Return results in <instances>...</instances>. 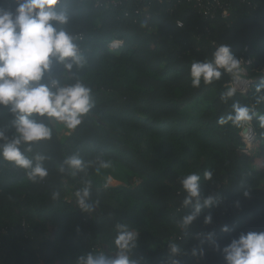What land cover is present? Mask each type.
<instances>
[{
  "label": "trees",
  "instance_id": "obj_1",
  "mask_svg": "<svg viewBox=\"0 0 264 264\" xmlns=\"http://www.w3.org/2000/svg\"><path fill=\"white\" fill-rule=\"evenodd\" d=\"M230 1L231 14L224 18L219 11L214 17L200 14L186 0H123L108 8L95 7L93 0H61L57 10L69 22L57 27L83 34L76 43L86 63L71 72L54 63L51 74L61 85L85 84L95 104L72 131L45 120L52 138L25 152L34 163L37 154L47 157L43 180L33 182L28 170L0 155V264H76L81 255L99 254L97 245L115 255L118 224L138 234L130 256L140 264H171L176 258L181 264H227L224 246L241 233L264 231V101L256 103L264 96V89L256 90L264 85V0ZM16 5L0 0L8 10ZM116 39L123 41L119 48L112 45ZM221 44L239 60L252 56L259 64L256 70L248 66V93L236 91L226 102L221 94L230 88L231 74L199 88L191 86L189 75L194 61L212 59ZM235 102L257 113L249 122L256 141L247 150L241 149L243 126L218 123ZM14 120L10 106L0 105V131L9 140L16 136ZM72 155L86 163L75 175L64 164ZM97 156L112 167L97 174L87 165ZM206 171L211 180L204 178ZM189 173L201 177V203L210 195L217 203L185 228L182 219L195 208V198L183 204L188 194L181 179ZM109 176L122 184L109 185ZM85 185L97 206L91 217L75 195ZM209 214L212 221L205 223ZM50 224L56 226L54 237L47 235ZM172 244L179 253H171Z\"/></svg>",
  "mask_w": 264,
  "mask_h": 264
},
{
  "label": "clouds",
  "instance_id": "obj_2",
  "mask_svg": "<svg viewBox=\"0 0 264 264\" xmlns=\"http://www.w3.org/2000/svg\"><path fill=\"white\" fill-rule=\"evenodd\" d=\"M60 3L61 0H17L14 11L0 7V105L10 106L15 117L16 132L15 138L9 140L5 132L0 131V140L8 141L0 145V155L28 170V177L33 182L48 176V169L43 166L47 157L37 154L34 163L25 155V152L32 150L33 143L52 138L53 129L45 120L55 121L72 131L83 122L95 104L92 90L85 84L78 80L75 84L61 85L59 78L51 74L54 63L63 64L66 72H71L74 67H83L86 63L76 43L79 37L64 27H57L69 22L68 15L57 10ZM240 71L239 58L229 45L221 44L215 49L212 59L196 60L191 64V86L199 88L202 83L208 85L219 80L224 72L238 76ZM262 89L264 85L257 86L256 90L260 92ZM235 93L236 88L230 87L221 94V99L226 102ZM262 101L264 96L257 97V104ZM232 110L226 116H221L218 123L224 125L231 122L234 126L242 127L257 115L253 108L239 102L232 104ZM259 120L260 126L264 127V115H259ZM22 145L26 146L23 151ZM64 164L74 170L73 175L83 171L86 166L78 155L67 157ZM87 165L94 166L96 173L100 174L102 169L112 167V162L97 156ZM204 178L211 180V172L206 171ZM107 180L110 181L111 177ZM200 180L198 173H189L181 179L182 187L188 194L183 201L184 206L192 204L195 198L194 211L182 219L185 228L193 223L203 208L217 203V198L212 195L201 203ZM75 195L82 211L93 210L89 202L90 187L77 190ZM244 195L247 197L250 194L245 191ZM58 196V192L53 193L54 198ZM211 221L209 214L205 217V223ZM116 227L115 255L89 252L79 256L76 264H140L130 256L131 250L136 247L138 234L128 230L124 224ZM223 231H229L227 225ZM212 236V233L208 234L209 239ZM222 251L227 264H264V231L241 233ZM179 252V247L172 244L171 253L175 255ZM171 264H181V261L172 259Z\"/></svg>",
  "mask_w": 264,
  "mask_h": 264
},
{
  "label": "built area",
  "instance_id": "obj_3",
  "mask_svg": "<svg viewBox=\"0 0 264 264\" xmlns=\"http://www.w3.org/2000/svg\"><path fill=\"white\" fill-rule=\"evenodd\" d=\"M93 1H94V6L97 8L99 7L108 8L111 5L121 4L123 0H93ZM124 1H132V0H124ZM135 1L141 2L143 0H135ZM186 1L193 2L195 4L197 12L200 14H204L206 16L214 17L216 12L218 11L221 13V16L224 18L229 17L231 14L232 2L230 0H186ZM177 24L181 26L182 21L179 20ZM74 35H77L79 37L77 41L83 38L82 33H75ZM112 45L115 48H119L123 45V41L116 39L112 42ZM247 48L248 46H246V49ZM79 50L81 52L80 46H79ZM240 63H241L240 74L238 76L232 75L230 81L228 82V85L230 87L236 88V91L242 94H247L250 85L253 81V79L249 76L248 66L254 65L252 70H256L257 69L256 60L252 56H243L240 58ZM262 73H264V68L262 69ZM241 135L245 142V145L241 146V149L247 150L256 141V137H257L256 131L254 127L251 125V123L248 122L242 127ZM85 213H87L91 217V212H85ZM96 249L99 251V253L101 252L105 254L109 253L106 246L97 245Z\"/></svg>",
  "mask_w": 264,
  "mask_h": 264
},
{
  "label": "rangeland",
  "instance_id": "obj_4",
  "mask_svg": "<svg viewBox=\"0 0 264 264\" xmlns=\"http://www.w3.org/2000/svg\"><path fill=\"white\" fill-rule=\"evenodd\" d=\"M263 74H264V73H263ZM109 177H112V176H109ZM112 178H114V177H112ZM114 179H115V180H111L112 183H110V182L107 180L108 184H110V185H120V184H122V181H121V180L116 179V178H114ZM84 187H88V186L85 185ZM84 187L77 186V190H82ZM77 190H76V191H77ZM93 208H94V209H97V206H96L95 204H93ZM56 231H57V230H56V226L50 224V225L48 226V229H47V235H48L49 237H54ZM107 250H108V252H110L109 248H107ZM114 254H116V253H114ZM41 264H42V263H41Z\"/></svg>",
  "mask_w": 264,
  "mask_h": 264
},
{
  "label": "crops",
  "instance_id": "obj_5",
  "mask_svg": "<svg viewBox=\"0 0 264 264\" xmlns=\"http://www.w3.org/2000/svg\"><path fill=\"white\" fill-rule=\"evenodd\" d=\"M111 180H115V179L111 177ZM111 180L109 181L110 183H112ZM109 185H110V184H109Z\"/></svg>",
  "mask_w": 264,
  "mask_h": 264
},
{
  "label": "water",
  "instance_id": "obj_6",
  "mask_svg": "<svg viewBox=\"0 0 264 264\" xmlns=\"http://www.w3.org/2000/svg\"><path fill=\"white\" fill-rule=\"evenodd\" d=\"M259 66V64L256 62V67H258Z\"/></svg>",
  "mask_w": 264,
  "mask_h": 264
}]
</instances>
